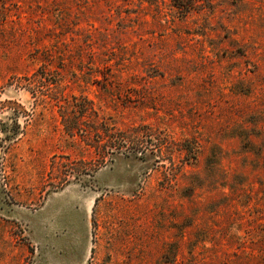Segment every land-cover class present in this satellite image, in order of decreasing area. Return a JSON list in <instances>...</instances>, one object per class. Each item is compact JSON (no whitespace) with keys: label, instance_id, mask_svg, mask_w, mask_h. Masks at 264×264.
<instances>
[{"label":"rangeland","instance_id":"1","mask_svg":"<svg viewBox=\"0 0 264 264\" xmlns=\"http://www.w3.org/2000/svg\"><path fill=\"white\" fill-rule=\"evenodd\" d=\"M0 264H264V0H0Z\"/></svg>","mask_w":264,"mask_h":264},{"label":"trees","instance_id":"2","mask_svg":"<svg viewBox=\"0 0 264 264\" xmlns=\"http://www.w3.org/2000/svg\"><path fill=\"white\" fill-rule=\"evenodd\" d=\"M188 7H189V5H188ZM66 131H68V133H69L70 135H72L73 132H74V130L71 129V128H67ZM103 131H104V130H103ZM103 133H105V132H103Z\"/></svg>","mask_w":264,"mask_h":264}]
</instances>
